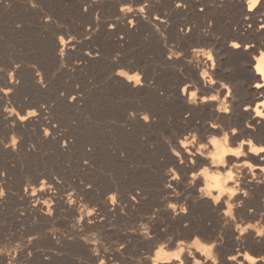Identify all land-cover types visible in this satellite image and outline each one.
I'll use <instances>...</instances> for the list:
<instances>
[{
	"label": "rangeland",
	"instance_id": "374dc122",
	"mask_svg": "<svg viewBox=\"0 0 264 264\" xmlns=\"http://www.w3.org/2000/svg\"><path fill=\"white\" fill-rule=\"evenodd\" d=\"M185 1L188 5L187 8H176L175 0H151L148 14L149 18L154 12L161 16L167 15V20L170 21L165 28L167 43L175 42L186 52L192 44L203 42L200 31L202 32V28L208 26L209 20L214 23L210 29L211 33L209 31L207 34L210 36L207 37V42L214 39L221 41L228 27L235 21L233 15H235L234 10L237 9L232 7L230 1ZM142 2L143 0H31L30 3V0H0V87L7 89V82L11 80L9 73L13 70L14 79L19 80V83L14 81L16 88L10 93V97L2 102L0 100V141L6 142L13 131L18 137L23 138L17 151H13L11 148L5 149L3 143H0V170L6 171V175L0 176V180L8 189L6 197L0 201V221L3 222L0 223V239L5 238L9 233H14V238H19L21 235L27 236L39 232L41 236L31 246L33 249L38 246L56 248L61 253H49L50 259H45L44 254L36 251L29 260V264H76L74 257L78 255L84 256L88 264H95L96 258L91 257L89 246L78 237L75 240L65 238L63 243L57 246L56 241L47 233V228L55 221L59 227L67 230L71 218L77 214L76 210L61 204L53 219L32 213L33 206L30 200H27L24 192L27 177H30L33 183L38 184L42 175L47 176L49 181H55L54 176L58 175L63 180V184L58 183L61 195L70 190V185L81 192L91 203L100 204L101 211L104 195L106 196L114 188L119 192H126L129 188L137 189L139 187L147 197L154 198L157 196V185L155 189V184H158L157 180L159 182L157 177H160L159 175L164 172V169L171 165L166 162L165 151L170 149L163 137L173 134V139L179 135L180 129H177L181 127V124L178 123L180 120L178 102L173 99L171 102V98H168V102L158 104L153 94L147 91L131 93L119 85L117 86L115 82L120 78L115 74V70L119 66H127L133 70L139 68L144 71V74L149 72L148 84L155 85L160 93L161 90L165 93L167 87L171 88L177 79L176 71L179 70L174 66L165 65L168 49L154 24L139 15L141 18L134 22L135 26H130L128 19L120 11L121 4H131L133 8H136ZM241 2L245 6L242 0ZM32 3L36 6L33 7ZM201 5H204L202 11ZM46 16L52 17L50 23L45 21ZM232 16L233 18H231ZM118 17L119 19H117ZM155 23L162 24V28L165 27L164 23H157V21ZM247 24L244 23L242 26L243 29L245 27L244 32L248 30ZM252 24L254 26L251 28L252 32L246 33L249 37H253L259 23ZM109 25L115 27L109 28ZM188 25H192L191 32L187 34L182 32V34L181 26ZM60 34H65V39L69 34L75 38L73 41L76 44V50H68V55L65 57L67 65L74 66V71L67 66L61 68V57L58 54L60 46L55 44L59 42L57 37ZM89 34H91L90 38H85ZM77 40L80 41L77 42ZM250 41H255V44L257 42L255 39ZM88 49L93 52L99 51L100 55L87 60L85 50ZM117 52L122 55L118 62H113L112 56ZM221 54L225 58L231 59L232 57L231 61L227 59L229 66L226 70H237L232 63L238 59V55L236 53L234 54L237 56L233 53L229 55L224 52ZM75 61H81V63L74 64ZM17 65L19 67H16ZM168 72L172 75H168ZM41 76L46 87L38 82ZM163 84L164 86L166 84V88ZM73 96L76 97L78 103L72 99ZM153 101L155 102L153 103ZM11 104H14L16 110L21 114H25L27 109L35 108L36 105L39 107L41 104L47 105L51 114V118L48 120L51 124L48 127L52 128L54 135L45 138L41 126H38L39 129L36 125L30 126L29 129H21L17 125L13 128L11 122L6 123L3 119V109L5 105L10 106ZM20 107L23 112L19 110ZM131 110L137 112L134 119L127 117ZM142 110L152 114L155 119L151 123L154 126L150 122L139 120L138 114ZM156 114L157 116H155ZM45 115L48 113L45 112ZM127 121L131 123L129 124ZM163 121L165 122L163 123ZM54 124L55 127H53ZM66 139L69 143L67 146H63V141ZM31 143L36 144V149L29 147ZM85 160L89 163L85 164ZM87 184H92V188H87ZM111 187L112 189H110ZM121 188L124 190L122 191ZM57 198L64 202L63 199ZM151 202L146 208L136 213H132L133 211L129 213L127 209L128 215H124L120 211L119 215L116 212H108L111 216L107 212H101V214H107V219L87 229L101 230L106 239H119L122 242H127L124 252L129 257L150 251L153 244L150 247L148 244H142L133 236L134 234L126 233L123 229L140 220L139 216L146 213L147 210L151 213V210L155 208L149 206ZM65 209L66 211H64ZM192 218L195 222L192 219L191 222L187 221L188 230L193 229V224L197 225L198 233L208 239L215 238L218 232L223 231L225 240L221 243L222 246H219L218 252L220 255L227 250L229 255L234 253L229 250L230 240L227 236V229L232 228L231 226L228 228L222 227V225L214 226L212 220L199 214L192 215ZM158 219L164 221V218L160 219V216ZM157 220L154 224L157 223ZM203 221L211 227L205 228ZM112 225L116 227L113 228ZM174 229L175 227H172L171 231L169 230L167 233H173ZM176 229L177 232L180 231L177 227ZM180 232L179 234L183 237L187 236L185 232ZM252 248L253 246H247V249L253 253L255 250ZM116 256L117 259L121 258L119 253ZM1 259L6 260L4 257ZM1 259L0 263L6 264V261ZM127 264H132L130 259Z\"/></svg>",
	"mask_w": 264,
	"mask_h": 264
},
{
	"label": "clouds",
	"instance_id": "9594fccd",
	"mask_svg": "<svg viewBox=\"0 0 264 264\" xmlns=\"http://www.w3.org/2000/svg\"><path fill=\"white\" fill-rule=\"evenodd\" d=\"M243 3L247 10L244 19L250 20L251 17L248 13L257 10L261 5V0H243ZM32 6L35 7L36 5L32 3ZM150 6L151 0H143L136 8H133L131 4H121L120 11L124 17L130 13L134 14L128 19L130 26H135V15H142L145 20L152 22L156 31L165 41L168 49L167 58L169 60L183 59L186 64L198 70L199 80L195 79L193 85V82L186 78L180 88L181 94L189 105L199 107L204 104H211L216 113L215 116L205 122L208 128L206 133H202L197 127H192L177 135L175 141H173L172 136L164 135L163 137L171 153L178 159L179 164L192 170L188 173V178L185 181L180 169L175 165H170L164 169L163 174L167 180L163 187L165 190L170 189L171 191L166 192L162 197L163 209L156 207L151 213L142 214L141 219L132 226L123 229L126 233L140 235L144 240H153L154 244L151 250L144 251L138 256L129 257L124 252L127 242H122L119 239H106L101 230H87L88 226L104 221L106 216L101 214L99 204L88 201L75 187L69 185L70 190L61 195L56 184L49 181L47 176L42 175L38 184L33 183V180L27 177L24 192L27 196L32 197L31 205L33 207L40 206V212L49 217L55 216L57 197L63 199L68 208L76 210L77 214L71 218L67 230L59 227L54 221L46 231L56 241L57 245H61L65 238L75 240L78 237L89 246V252L96 258L95 264H127L129 259L132 264H221L218 248L224 240L223 231L212 239L205 238L199 233H193L190 238L183 237L178 233H170L163 239H156L155 237L152 230L153 224L159 218L162 210L170 211L174 219L189 212L188 198L181 200L180 197L183 193L177 187L178 183L183 182L187 188L196 187L195 199L197 201L208 200L214 207L223 204V207L219 209V214L223 218L222 227L231 226L236 233L235 239L241 242L236 251L228 257V260L232 264H264V255L253 254L244 248L242 243L250 232L254 233L258 240L264 239V210L257 212L255 208H249L250 215L255 216V219H246L237 213V209L241 208L252 195L249 186L264 184V155H262L264 154V142H258L256 137L252 135H240L239 139H234L242 132V129L221 119L222 116L230 118L235 111L238 100L235 89L239 82L226 81L215 76L218 50L212 43H194L187 52L178 47L175 42L167 43L165 28L170 21L167 20V15L161 16L159 13H153L149 18L148 9ZM187 6L185 0H175L176 8H187ZM203 8L204 5H201V11ZM165 12L167 13V10ZM49 17H45L46 22L52 20V17ZM157 20L163 22L165 27L162 28L160 24H156L155 21ZM259 20L260 23L256 27L257 32L264 30V17L259 16ZM213 23L212 20H209L208 26L202 31L208 34ZM114 27V25H109V28ZM246 27L251 29L253 24L248 23ZM191 30L192 25L181 26L180 28V31L185 34ZM90 35L85 38H90ZM213 35L215 34L213 33ZM67 36L68 39L66 40L64 34L58 35L57 38L61 45L58 54L61 57V68L67 66L74 71V66L67 65L65 57L68 55L69 49L76 48V44L72 43L75 38L70 34ZM79 41L77 40V42ZM228 43L233 48H241L242 46L245 49L256 48V51L252 53V69L259 76V79L254 82V87L257 89L264 88V42L256 45L255 41L245 42L237 39L229 40ZM85 52L90 57L100 55L99 51L93 52L90 49L85 50ZM121 55L120 52L115 53L112 56V61L118 62ZM80 63L81 61L74 62V64ZM173 66L183 73L184 64ZM115 74L127 82H131L133 87L144 86L146 83L144 71L139 68L133 70L127 66H119L116 68ZM9 77L12 81L19 83L18 79H14V70L9 73ZM38 82L45 87L47 86L43 83L42 76ZM12 91V88L5 90L0 87V92L5 94H10ZM163 94V90H161V95ZM72 99L75 100V96ZM40 108L48 113L44 119L49 120L51 114L47 105L41 104ZM243 110L251 112V116L245 121V128L255 130L257 124L264 123V92H259L252 102L244 104ZM3 111L7 114L6 118L15 116L20 122L28 121L30 118H38L40 115V111L35 108L27 109L25 114H21L16 110L14 104L5 105ZM136 116L135 110L129 112L130 118L134 119ZM139 116L145 122L155 119L148 111H141ZM190 116V112L186 113L185 120ZM253 120H256L257 123L253 124ZM16 123L17 120H11L13 128ZM55 126L53 125V127ZM41 127L45 138L54 135L52 128L47 125ZM22 139L13 131L6 142L0 141V143H3L5 149L11 148L13 151H17ZM68 143L69 141L66 139L63 141V146H67ZM29 147L36 149V144L31 143ZM252 156L259 157L260 162L257 163L251 159ZM198 157L203 158L206 162L199 163ZM229 157L232 159L230 160ZM84 163L87 164L89 161L85 160ZM4 175H6V171L0 170V176ZM54 180L63 184V180L58 175L54 176ZM86 187L92 188V184H87ZM7 192L8 189L4 187V182L0 180V199L5 198ZM41 193H47V195H40ZM142 195V189L139 188L134 194L129 193L130 199L136 203H139ZM104 203L110 210L114 211L119 207L122 214L128 215V205L121 200L118 189L107 193L104 197ZM0 223L3 222L0 221ZM185 226H188L187 222ZM112 227L115 228L116 226L112 225ZM14 235V233H9L5 238L0 239V257L6 258V264H29V260L36 251L44 254L45 259H50L48 253L61 254L56 248L38 246L33 249L31 246L41 236L39 232L27 236L21 235L19 238H14ZM117 253L120 254V259H117ZM21 257L23 258L21 259ZM74 259L76 264H88L84 256L78 255Z\"/></svg>",
	"mask_w": 264,
	"mask_h": 264
},
{
	"label": "bare ground",
	"instance_id": "6f19581e",
	"mask_svg": "<svg viewBox=\"0 0 264 264\" xmlns=\"http://www.w3.org/2000/svg\"><path fill=\"white\" fill-rule=\"evenodd\" d=\"M223 1H230L232 7L236 8L237 10H234L235 12V21L233 24H231L227 31L225 32L223 38L221 41H219V39H214V40H211V42H207V34H205L203 31L201 32L200 31V36L203 38V42L200 43V44H209V43H212L213 45L216 46V49L218 50L217 51V66L215 68V76L219 79H223V80H226V81H232V82H239L238 83V86L237 88L235 89V93L238 97V100L236 102V106H235V111L231 114V117H226V116H222L221 119L225 120V121H228L229 123H232V124H235L237 126H239L241 129H242V132L237 135L234 139H239L240 138V135H252L254 137H256L257 141L258 142H264V123H259L257 124V127L255 130L253 129H247L245 128V121L251 116V112L250 111H245L243 110V105L246 104V103H250L254 100V98L256 97V95L259 93V92H264V88H261V89H257L254 87V82L256 80L259 79V76L253 71L252 69V63H253V60H252V53L254 51H256V48L253 47V48H250V49H245L243 46L241 48H233L229 45L228 41L229 40H240V41H245V42H248L250 40H253L255 39L257 42H256V45H260L262 42H264V30H261L260 32H257L255 31V34L253 35V37H249L248 32H252V29H248V30H245L244 32V29H243V24L244 23H254V24H257V23H260V20H259V16L261 17H264V14H263V10H264V0H261V5L258 7L257 10L251 12V13H248V15H250L251 19L250 20H245L244 19V16L247 12L246 10V7L242 5V2L241 0H223ZM243 1V0H242ZM186 2V1H185ZM200 2V1H199ZM217 3V2H216ZM219 3V2H218ZM91 4V3H90ZM93 4V3H92ZM189 4V3H188ZM229 4V3H228ZM224 5V4H223ZM245 5V4H244ZM226 7L228 8V6L226 5ZM225 8V7H224ZM234 8V9H235ZM208 10V8H207ZM215 10V9H214ZM190 11V10H189ZM211 11V10H210ZM213 11V10H212ZM221 11V10H220ZM228 11V10H227ZM195 12V11H194ZM155 13V12H154ZM134 14L133 13H130L128 14V16H126L127 19H129V17L133 16ZM187 15V14H186ZM122 16V15H121ZM141 16V15H140ZM233 16L231 18H233ZM141 18V17H140ZM139 15H135V21H139ZM134 21V22H135ZM232 21V20H231ZM200 22V21H199ZM50 23V21H49ZM157 23H163L159 20H157ZM139 25V24H138ZM162 25V24H161ZM246 26V25H245ZM92 27V26H91ZM138 27V26H137ZM199 27H202L199 25ZM254 27V26H253ZM129 28V27H128ZM179 29V28H178ZM203 29V28H202ZM177 30V29H176ZM147 31V30H146ZM254 31V30H253ZM215 32V30H214ZM182 33V32H181ZM196 33V32H195ZM211 33V31H210ZM216 33V32H215ZM214 33V34H215ZM183 34V33H182ZM198 34V33H197ZM197 34H196V37H197ZM65 35V34H64ZM190 35V34H189ZM218 36V34H217ZM210 37V36H209ZM68 38V37H67ZM66 38V40H67ZM186 38V37H185ZM193 38V37H192ZM219 38V37H217ZM199 39V38H198ZM198 41V40H196ZM199 42V41H198ZM55 43V42H54ZM72 43H75L74 41H72ZM59 46L60 43H55ZM54 47V46H53ZM80 48V47H79ZM84 48V47H83ZM164 48V47H163ZM56 49V48H55ZM82 49V48H81ZM87 49V48H86ZM70 50V49H69ZM76 50V49H75ZM84 51V50H83ZM75 52V51H74ZM77 52V51H76ZM221 52H224V53H229L230 54H234L236 53L238 55V59H235L236 61L232 63V65L234 64V67L237 68V70H232V71H228L226 70V68L229 66V61L227 59H229L231 61L230 58H225V57H222L221 55ZM221 54V55H220ZM54 55V54H53ZM228 55V56H229ZM235 55V54H234ZM235 55V56H237ZM230 57V56H229ZM93 58H96V56H88L87 55V60H90V59H93ZM234 58V56H233ZM237 58V57H235ZM82 59V58H81ZM100 59V58H99ZM163 60V59H162ZM165 65H168V66H173V65H176V64H184V71L183 73L180 72V71H176V81L175 83L172 85L171 88L167 87L168 89L165 90L166 92L161 95L160 91H158V89L156 88L155 85H149L148 81H149V72L148 73H145L144 74V80H145V85L144 86H137V87H133L132 83L131 82H127L124 78L120 77L119 75V80L117 79L115 82L117 84V86L119 85L120 87H122L124 90H127L131 93H140V92H143V91H147L151 94H153V96L155 97V99L158 101V104H162L164 102H168V98H171V102H172V99L175 100L176 102H178L179 104V110H180V120L179 118H177L179 121L178 123L181 124V127L178 128L177 130L180 129L179 131V134H182L184 131H186L187 129L189 128H192V127H197L201 130V132L203 133H206L208 131V128L206 126V121L210 118H212L213 116L216 115V113L213 111V107L211 104H204V105H201L199 107H196V106H192V105H189L184 96L181 94V91H180V88H181V85L185 82L186 78H188L189 80H191L193 82V85L195 84V79L199 80V73H198V70H196L194 67H192L191 65H188L184 62L183 59H179V60H169L168 58H165ZM164 65V66H165ZM231 65V64H230ZM79 66V65H78ZM77 66V68H78ZM232 67V66H231ZM168 68V67H167ZM171 69V68H170ZM148 70V69H147ZM172 70V69H171ZM167 71V70H166ZM171 72V71H169ZM168 72V75L171 74ZM158 73V72H157ZM164 73V72H163ZM167 73V72H165ZM153 75V74H152ZM158 75V74H157ZM172 75V74H171ZM116 76V75H115ZM38 77V76H37ZM47 77V75H46ZM49 77V76H48ZM114 77V76H113ZM152 77V76H151ZM153 77H155L153 75ZM166 77V76H165ZM171 77V76H169ZM174 78V77H172ZM116 79V78H115ZM156 79H157V76H156ZM175 79V78H174ZM173 79V80H174ZM37 81V80H36ZM155 81V79H154ZM172 81V80H171ZM114 82V83H115ZM170 83V82H169ZM168 83V84H169ZM115 84V85H116ZM160 85V84H159ZM171 85V84H170ZM164 86V84H163ZM161 85V87H163ZM218 86V85H217ZM160 87V88H161ZM166 88V84L164 86ZM9 88H12V89H15L16 88V85L14 83V81L10 80L7 82V89ZM118 88V87H117ZM159 88V87H158ZM164 88V89H165ZM5 89V90H7ZM163 89V88H162ZM108 90V89H107ZM118 90V89H117ZM114 91V90H113ZM13 92V91H12ZM112 92V91H111ZM119 92V91H118ZM164 92V91H163ZM79 93V92H78ZM116 93V92H115ZM124 93V91H123ZM128 93V92H127ZM129 94V93H128ZM145 94V93H144ZM84 95V94H83ZM90 95V94H89ZM127 95V94H126ZM134 95V94H133ZM139 96V95H138ZM148 96V95H147ZM8 97H10V94H5L3 92H0V100L2 102V100H5L7 99ZM153 97V98H154ZM76 98V97H75ZM78 98V97H77ZM150 99V98H148ZM76 102L75 103H78L77 99H75ZM82 100V99H80ZM87 100V99H86ZM146 100V99H145ZM85 101V100H84ZM144 101V100H143ZM150 101V100H149ZM152 101V100H151ZM170 101V100H169ZM100 102V101H99ZM147 102V101H146ZM155 101H153L154 103ZM174 102V101H173ZM88 103V102H87ZM91 103V102H90ZM103 103V102H102ZM150 103V102H149ZM152 103V104H153ZM175 103V102H174ZM169 104V103H168ZM99 105V104H98ZM146 105V104H145ZM175 105V104H174ZM30 106V105H29ZM97 106V105H96ZM150 106V105H149ZM161 106V105H160ZM159 106V107H160ZM164 106V105H163ZM162 106V107H163ZM166 106V105H165ZM148 107V105H147ZM154 107V106H153ZM178 107V106H177ZM100 108V107H99ZM149 108V107H148ZM151 108V107H150ZM19 109V108H18ZM35 109H37V111H40V115L38 118H30L28 121H25V122H20L18 120L17 117L13 116V117H10V118H6L7 117V114L4 112L3 114V119L5 120L6 123H10L11 120H17V123L16 125L18 126V128H21V129H29L30 126L32 125H36V127L38 126H42V125H47L49 126V124H51L50 121L48 120H45L44 119V115H45V111L40 108L38 105L35 106ZM92 109V108H91ZM95 109V108H94ZM136 109V108H135ZM153 109V108H152ZM151 109V110H152ZM158 109V108H157ZM161 109V107H160ZM170 109H171V106H170ZM21 112H23V109L20 107L19 109ZM146 110V108H145ZM96 111V110H95ZM143 111V110H142ZM160 111V110H159ZM166 112V110H164ZM163 111V112H164ZM169 111V110H168ZM191 113V116L189 118H187V120H185V114L186 113ZM154 113V112H152ZM158 113V111H157ZM178 113V112H177ZM182 114V115H181ZM99 115V114H98ZM139 115V114H138ZM164 115V114H163ZM161 115V116H163ZM173 115V114H172ZM157 116V114L155 115ZM125 117V116H124ZM129 117V115L127 116ZM170 117V116H169ZM161 118V117H160ZM142 118H140L139 120H141ZM129 120H131L129 118ZM167 120V119H166ZM171 120V118H170ZM176 120V119H175ZM125 121V120H124ZM153 121V120H152ZM161 121V119H160ZM128 122V121H127ZM142 122V121H141ZM165 121H163L164 123ZM174 122V121H173ZM253 124H256V120H253L252 121ZM129 123V122H128ZM131 123V122H130ZM129 123V124H130ZM133 123V121H132ZM144 123V122H143ZM147 123V122H146ZM151 123V121H150ZM176 123V124H178ZM142 124V123H140ZM153 124V123H151ZM160 124V122H159ZM55 125V124H54ZM88 125V124H87ZM144 125V124H143ZM142 125V126H143ZM161 125V124H160ZM166 125V124H165ZM168 125V124H167ZM166 125V126H167ZM51 126V125H50ZM140 126V125H139ZM141 126V127H142ZM154 126V124H153ZM156 126V125H155ZM163 126V125H162ZM57 128V127H56ZM174 128V126H173ZM39 129V127H38ZM149 129V128H147ZM146 130V129H144ZM176 130V129H175ZM25 131V130H24ZM31 131V130H30ZM57 131V130H56ZM141 131V130H140ZM57 133V132H56ZM144 135V134H143ZM169 135V134H168ZM170 136H173V134H171ZM176 138H173V141H175ZM161 141V140H160ZM166 143V142H165ZM166 145V144H165ZM147 147V146H146ZM159 149V148H158ZM162 149V148H161ZM62 150V149H61ZM163 151V150H162ZM170 151V150H169ZM165 151L166 152V159L167 161L165 160V157H164V160L166 162H169L171 165H175L177 168L180 169L182 175H183V178L184 180L186 181L187 178H188V173L192 170L191 168L189 167H186L184 165H181L179 164V161L178 159L171 153V151ZM89 152V151H88ZM164 152V151H163ZM160 153V152H158ZM90 154V153H88ZM168 154V155H167ZM163 155V154H162ZM264 155V154H262ZM198 162L199 163H205L206 161L201 158V157H198ZM229 159L231 160L232 158L229 157ZM251 159H253L254 161H256L257 163L260 162L259 160V157L257 156H252ZM161 164V162H160ZM161 167V166H160ZM158 170V169H157ZM161 173V171H160ZM159 173V174H160ZM164 173V172H163ZM161 173L159 176L160 177H157L159 179V182L157 180L156 183L158 184H155V189H156V185H157V196H155L154 198H151L150 196L147 197L146 194L143 192V195L141 196L140 198V201L139 203H136L134 201H132L130 199V196H129V193H135L136 192V188H129L128 191L126 192H121L120 191V194H121V200L123 202H125L128 207L127 209L129 210V213L130 211L132 213H136L137 211L143 209V208H146V206L149 204L150 201H152L150 203L149 206H153V207H160L161 209H163V204H164V201L162 200V197L166 194V192L168 191H171L170 189L168 190H165L163 185H164V182L167 180V177ZM145 177V176H144ZM52 181L53 183L56 184L57 188L59 187L58 185V182H55L53 180H50ZM176 183V182H174ZM177 187L181 190V192L183 193V195L180 197L181 200L185 199L186 197L188 198V205H189V212L186 214V215H181L177 218H173L172 216V213L170 211H164L162 210L161 213H160V219L162 217V219L164 218V221H161V220H157V223L156 224H153V232L155 234V237L156 239H163L167 236V231H169L172 227L176 229V227L180 230V231H183L187 234L184 235L185 237L189 238L192 236L193 233H198L199 231H197L199 228L198 226H194L193 224V229L190 231L188 230V228L184 225V222H187V221H190L191 222V219L193 220L192 218V215L194 214H199V215H202L204 218L206 219H209V220H212L213 222V225L214 226H221L223 224V218L221 217V215L219 214V209L220 207H223V204H221L219 207H214L210 201L208 200H196L195 199V196L197 194V189L196 187H191V188H187L185 186V184L183 182L181 183H178L177 184ZM252 190V195L250 198H248L246 201H245V204L237 209V213L239 216H242L246 219H255L256 217L253 216V215H250L249 213V208H255L257 210V212H259L260 210H263L264 209V184H260V185H257V184H252L249 186ZM139 188V187H138ZM112 189V187L110 188ZM116 188H114L113 190H115ZM122 189V188H121ZM124 189H122L123 191ZM108 191V190H107ZM154 191V190H153ZM111 192V191H110ZM148 192V190H147ZM146 192V193H147ZM156 192V190L154 191ZM151 194V193H150ZM26 195V194H25ZM40 195H47V193H41ZM107 195V194H106ZM154 196V195H153ZM27 200L29 199L30 202H31V199L32 197H29L27 196ZM105 197V195H104ZM146 197V198H145ZM8 198V197H7ZM6 198V199H7ZM25 198V197H24ZM4 199V198H3ZM3 199H0V201H2ZM152 199V200H151ZM7 201V200H6ZM25 202V199L23 200ZM154 201V202H153ZM5 203V201H4ZM29 203V202H28ZM3 204V203H2ZM63 205L66 207V204L65 202H62L60 201L58 198H57V204L55 205V208L56 210L58 209L59 211V205ZM100 205V204H99ZM61 208V206H60ZM1 209V208H0ZM29 209V208H28ZM40 206H36V207H33L32 209V213L34 212L36 215L38 214L39 216H46L47 215H44L40 212ZM74 209V208H73ZM149 209V208H148ZM31 210V209H29ZM72 210V209H71ZM151 210V208H150ZM116 212L118 215H119V207H117L114 211L110 210V208L104 203V200H102L101 202V212H107V214H109L108 212ZM149 211V210H147ZM146 211V213H147ZM152 211V210H151ZM31 212V211H30ZM74 212V210H73ZM26 213V212H25ZM150 213V211H149ZM29 214V213H28ZM31 214V213H30ZM29 214V215H30ZM104 213H102L103 215ZM106 214V215H107ZM121 214V213H120ZM26 215V214H25ZM56 215V214H55ZM105 215V214H104ZM105 215V216H106ZM111 216V214H109ZM117 215V216H118ZM33 216V215H32ZM114 217V215H112ZM116 216V217H117ZM122 216V215H121ZM139 216V215H138ZM142 215L139 216V219H141ZM119 217V216H118ZM41 218V217H40ZM115 218V217H114ZM42 219V218H41ZM46 219V218H45ZM49 219V216L48 218ZM53 219V217H52ZM107 219V218H106ZM137 219V218H136ZM203 219V218H202ZM44 220V218L42 219ZM138 220V219H137ZM53 221V220H52ZM105 221V220H104ZM139 221V220H138ZM160 221V222H158ZM194 221V220H193ZM199 221V220H198ZM208 221V220H207ZM38 222V221H37ZM47 222V221H46ZM50 222V221H49ZM112 222V220H111ZM121 222V221H119ZM195 222V221H194ZM193 222V223H194ZM204 222V221H203ZM98 223V222H97ZM96 223V225H97ZM100 223V222H99ZM126 223V222H125ZM201 225H202V222H200ZM205 223V222H204ZM46 224V223H45ZM103 224V223H102ZM186 224V223H185ZM192 224V223H191ZM212 224V223H211ZM95 225V224H94ZM128 225V224H127ZM205 225V228H210L208 224H204ZM93 225H90L88 226L87 228H90L92 227ZM99 227V226H98ZM196 228H198L196 230ZM204 228V229H205ZM228 228V227H227ZM164 229H167V231H164ZM174 229V230H175ZM191 229V227H190ZM88 230V229H87ZM174 230H173V233H174ZM171 231V230H170ZM179 231V232H180ZM212 231V230H211ZM215 231V230H214ZM225 231V229H224ZM176 232H177V229H176ZM175 232V233H176ZM179 232H177L179 234ZM203 232V231H202ZM206 232V230H205ZM227 236L229 237V243H230V246H229V250L233 253L236 251L237 247L241 244L240 241H237L235 239L236 237V233L235 231L232 229V228H229L227 229ZM182 233V232H180ZM219 233V232H218ZM133 234V233H132ZM201 236H203L201 233H199ZM210 234V233H209ZM226 234V233H225ZM129 235V234H128ZM211 235V234H210ZM131 236V235H130ZM138 241H140V243L142 244H148L149 247L154 244V241L153 240H144L140 235L138 234H134L133 235ZM182 236V235H181ZM127 237V236H126ZM129 237V236H128ZM226 237V236H225ZM125 238V237H124ZM132 238V237H131ZM50 239H52L50 237ZM135 240V239H134ZM225 240V239H224ZM136 241V240H135ZM53 243V242H52ZM77 243V242H76ZM243 243V247L247 249V246L250 245V246H253L252 250L254 249L255 251H253V253H255V255L257 256H260V255H264V239H257L255 238L254 236V233H249L247 234V236L245 237L244 241L242 242ZM51 244V243H50ZM53 245V244H52ZM82 245V244H81ZM225 245L227 246V244L225 243ZM224 245V246H225ZM58 246V245H57ZM222 246V245H220ZM223 246V247H224ZM228 247V246H227ZM88 248V247H87ZM249 248V247H248ZM225 249V248H223ZM151 250V249H150ZM222 250V248H221ZM226 250V249H225ZM220 251V250H219ZM222 252V251H221ZM228 250L227 251H223L220 255V258H221V264H232V262H230L228 260V257L230 256L229 255V252ZM88 253V252H87ZM90 253V252H89ZM49 254V253H48ZM50 255V254H49ZM40 256V255H39ZM52 256V255H51ZM54 256V255H53ZM93 257V256H91ZM2 258V257H1ZM0 258V259H1ZM5 258V257H4ZM40 258V257H39ZM95 259V257H93ZM92 259V260H94ZM2 261H6L5 259H1ZM47 262V261H46ZM93 262V261H91ZM2 264V263H0ZM93 264V263H92Z\"/></svg>",
	"mask_w": 264,
	"mask_h": 264
}]
</instances>
